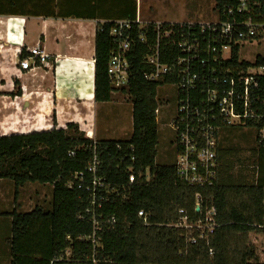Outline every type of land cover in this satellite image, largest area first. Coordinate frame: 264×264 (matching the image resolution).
Returning <instances> with one entry per match:
<instances>
[{
    "label": "trees",
    "instance_id": "obj_1",
    "mask_svg": "<svg viewBox=\"0 0 264 264\" xmlns=\"http://www.w3.org/2000/svg\"><path fill=\"white\" fill-rule=\"evenodd\" d=\"M32 6V15L39 16L42 6ZM55 14L53 11L52 16ZM111 27V22L102 24L95 39L96 103L112 101L107 74ZM140 57L133 55L131 59L133 75L129 89L124 91L131 95L133 105L131 137L96 140L101 162L98 176L115 190L102 212L105 219L116 220L111 227L102 221L104 231L99 233V240L103 248L97 250L96 264H264V229L255 227L262 223L264 149L255 143L251 158L240 161L254 168H245L238 176L233 157L239 151L224 148L226 136L237 131L229 130L219 146L218 180L214 187L203 190L180 183L174 164L156 166L159 84L143 79ZM258 63L264 64V57L260 56ZM84 134L76 124H69L66 129L0 137V180L14 182L16 194L30 183L53 185L50 211L35 208L30 213L15 211L10 215L11 264H94L93 246L80 241L94 232L87 213L89 197L76 187L68 188L76 173L86 171L93 155L87 147L92 141ZM71 151H76L74 158L68 156ZM199 193L204 205L217 212L219 227L210 237V246L205 242L191 244L189 233L174 227L181 210L190 221L201 218L195 209ZM141 211L149 215V226L138 217ZM67 251L70 258H65Z\"/></svg>",
    "mask_w": 264,
    "mask_h": 264
},
{
    "label": "built area",
    "instance_id": "obj_2",
    "mask_svg": "<svg viewBox=\"0 0 264 264\" xmlns=\"http://www.w3.org/2000/svg\"><path fill=\"white\" fill-rule=\"evenodd\" d=\"M214 15L215 19L208 23L120 20L111 22L109 32L111 51L107 74L112 100L117 96H128L131 100V95L124 91L129 89L133 75L131 59L140 55L143 79L159 84L157 121L172 102L175 106L169 127L177 153L176 178L197 190L215 186L219 177V146L229 130L252 133L256 145L264 149V64L258 63L260 56L255 62H248L240 55L243 45L264 40V0H218ZM97 31H101L100 27ZM13 65L33 76L41 70L56 76L60 59L40 46H22ZM85 135L92 141L87 147L93 150V155L86 171L76 173L68 188L76 187L89 197L87 213L94 232L80 241L93 246L91 260L96 264L97 250L103 248L99 240V233L104 231L102 221L108 227L116 223L113 217L105 219L102 212L115 190L105 178L98 176L101 162L96 139L92 132ZM68 156L74 158L76 151ZM195 202L201 218L190 221L181 210L174 227L188 232L191 244L205 242L210 246V237L219 227L216 209L205 206L200 193ZM261 213L262 223L255 225L258 229H264V188ZM138 217L145 226L150 225V217L144 211ZM70 257L71 253L65 252V258Z\"/></svg>",
    "mask_w": 264,
    "mask_h": 264
},
{
    "label": "crops",
    "instance_id": "obj_3",
    "mask_svg": "<svg viewBox=\"0 0 264 264\" xmlns=\"http://www.w3.org/2000/svg\"><path fill=\"white\" fill-rule=\"evenodd\" d=\"M151 3L152 0H121L114 17L110 10L99 15L92 11V6L108 5L111 0H0V21L17 18L25 22L23 45L17 51L22 46H40L60 59L56 76L42 70L35 76L19 71L11 64L15 47L7 38L9 32L4 23L0 22V128L3 134L0 137L49 132L73 123L84 133L92 132L97 139L99 118H105L101 113L105 104L95 101L93 60L97 29L105 23L136 18L143 22H162L150 7ZM35 4L42 6L39 16L30 13ZM144 4L150 13H144ZM62 6H66L64 11L60 9ZM70 7L88 11L79 12ZM53 11L56 17L52 16ZM81 107L88 109L89 115ZM67 115L71 120L64 122ZM52 198L53 185L30 183L16 194L14 182L0 180V264H11L9 242L13 219L10 215L15 211L30 213L35 208L50 211Z\"/></svg>",
    "mask_w": 264,
    "mask_h": 264
},
{
    "label": "rangeland",
    "instance_id": "obj_4",
    "mask_svg": "<svg viewBox=\"0 0 264 264\" xmlns=\"http://www.w3.org/2000/svg\"><path fill=\"white\" fill-rule=\"evenodd\" d=\"M103 1V0H102ZM108 1V0H107ZM121 0H111V4H101L94 5L93 12L96 15L101 14L102 11L106 13V11L110 10L111 13L114 14V17L117 14L116 8L119 6ZM35 6V5H34ZM39 6V5H38ZM37 6V7H38ZM216 6V0H152L151 6L153 8V12L156 13L159 21L162 22H147V23H173V22H198V23H208L215 19L214 9ZM60 8V7H59ZM30 9V8H29ZM63 11L66 9V6H62ZM59 9V12L61 11ZM70 9H73L70 7ZM31 12L33 14L34 8L31 6ZM42 10V7L40 8ZM39 10V11H40ZM73 10H78L79 12H87V9L83 8H74ZM81 10V11H80ZM61 11V12H63ZM114 11V12H113ZM150 13L148 7L144 4V13ZM61 14V13H58ZM13 20L14 26L17 28H13V32L9 31L7 34V38L9 42L15 47L14 53L16 54L17 50L23 45V37L25 30V22L22 19H9ZM143 21V20H142ZM101 26V25H100ZM34 31L30 29V34ZM28 35V33H27ZM6 40V38H5ZM241 57L242 59L248 62H255L257 57L264 56V40L259 41L254 44H246L241 48ZM14 57V56H13ZM15 58V57H14ZM13 64V59L11 61ZM159 95L163 98V91L160 90ZM105 106L101 110L103 112L105 118H99V124L97 129V139L102 140H128L131 137L133 132V105L132 101L129 100L128 96L124 97H115L110 103H104ZM82 111L89 115V110L86 108H82ZM100 113V116H101ZM69 115V113H66ZM64 113V115H66ZM67 115V116H68ZM175 116V106L172 102V106L169 109L164 110V114L160 116L158 122L159 127V144L157 147V155L155 164L156 166H172L177 157L176 148L173 144L174 142V134L169 124ZM71 120V117L63 118L65 122ZM73 124V123H67ZM2 128H0V135L2 134ZM80 130V127H79ZM74 130H71V134H74ZM80 132H82L80 130ZM84 133V132H83ZM85 135V134H84ZM246 135V136H244ZM240 131H235L226 136V143L224 148H232L233 150H238L239 153H236L233 157L234 162V173L239 176L240 171L245 168L248 171H252L254 168L250 164L246 166L240 163L241 160H249L251 158V151L255 148V138L252 133L246 134ZM86 137V136H85ZM246 137V138H245ZM248 163V161H246ZM245 162V163H246ZM148 172V171H147ZM247 174V173H245ZM150 179V178H149ZM176 226V225H174Z\"/></svg>",
    "mask_w": 264,
    "mask_h": 264
},
{
    "label": "bare ground",
    "instance_id": "obj_5",
    "mask_svg": "<svg viewBox=\"0 0 264 264\" xmlns=\"http://www.w3.org/2000/svg\"><path fill=\"white\" fill-rule=\"evenodd\" d=\"M0 22H3L4 23V25H5V28H6V30L9 32V31H11V32H13L14 30H13V28H17V26H14V24H13V20H7V19H4V20H1ZM91 63V62H90ZM92 68V67H91ZM88 69H90V68H88ZM63 71V70H62ZM93 75V74H92ZM89 97H90V95H89Z\"/></svg>",
    "mask_w": 264,
    "mask_h": 264
},
{
    "label": "water",
    "instance_id": "obj_6",
    "mask_svg": "<svg viewBox=\"0 0 264 264\" xmlns=\"http://www.w3.org/2000/svg\"><path fill=\"white\" fill-rule=\"evenodd\" d=\"M199 211H200V208H199V207H197V208H196V212L198 213Z\"/></svg>",
    "mask_w": 264,
    "mask_h": 264
}]
</instances>
